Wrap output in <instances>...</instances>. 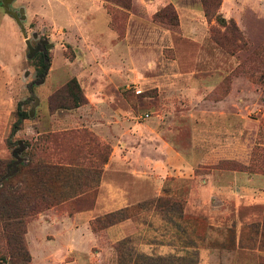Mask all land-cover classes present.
Here are the masks:
<instances>
[{"label": "rangeland", "instance_id": "1", "mask_svg": "<svg viewBox=\"0 0 264 264\" xmlns=\"http://www.w3.org/2000/svg\"><path fill=\"white\" fill-rule=\"evenodd\" d=\"M206 1L216 15L206 16L202 0H0V261L79 263L56 232L68 216L95 206L102 177H112L104 167L115 142L134 151V167L114 170L128 176L123 184L139 165L153 175L174 143L196 166L198 183L214 174L231 184L239 175L264 186V0H222L218 10L219 0ZM26 38L51 46L29 57ZM72 78L87 100L58 107L73 103L59 93ZM18 109L26 117L12 133ZM45 156L52 170L34 176ZM146 179L150 195L140 206L185 210L171 188L157 196ZM138 209L93 223L102 228ZM223 210L236 209L225 201ZM242 212L264 214V204ZM255 239L249 235L246 245ZM97 248L105 250L103 260L79 264L154 263L140 257L131 237H102ZM198 260L192 248L189 256L155 263Z\"/></svg>", "mask_w": 264, "mask_h": 264}, {"label": "crops", "instance_id": "2", "mask_svg": "<svg viewBox=\"0 0 264 264\" xmlns=\"http://www.w3.org/2000/svg\"><path fill=\"white\" fill-rule=\"evenodd\" d=\"M0 65L4 71V66ZM113 144L110 160L104 167V173L111 172L112 177H102L95 206L68 216L61 221L62 227L56 232L60 237L58 245L62 249L73 248L79 253V263L93 262L97 257L103 260L105 250H94L102 237L111 243L131 237L141 251L140 255L149 257L189 256L194 248L199 251L198 264H260L264 256V214H255V217L245 215L242 207H261L264 204L262 184L246 183L239 175L230 184L229 179L214 174L198 183L196 166L187 158V152L174 143H168L163 152L173 165L162 160L156 170H151L153 175L147 174L148 165L146 168L139 165L141 170L131 169L135 174L130 176L133 183L126 180L124 185L122 179L128 176L118 178L114 170L118 166L134 167L128 159L134 151L122 148L116 142ZM146 178L155 182L157 196L171 188L172 196L185 203V210L177 204H173L176 205L173 209L154 206L148 210L140 206L150 195L143 191ZM225 201L234 204L236 210H223ZM136 205L139 209L135 214L130 213L114 223L105 224L102 228L93 223L108 213ZM196 207L203 208V212L197 213ZM249 235L256 238L254 247L246 245ZM45 246L47 244H42ZM79 263L72 261L66 264Z\"/></svg>", "mask_w": 264, "mask_h": 264}, {"label": "trees", "instance_id": "3", "mask_svg": "<svg viewBox=\"0 0 264 264\" xmlns=\"http://www.w3.org/2000/svg\"><path fill=\"white\" fill-rule=\"evenodd\" d=\"M203 1V5L205 7V13L206 16H212V15H216L217 11L215 13H211L210 10V6L207 3L206 0H202ZM222 4V0H219L216 4H215V8H217V10L221 7ZM45 68L48 65L47 63L44 64ZM44 67V66H43ZM59 93H63L64 97L63 99L66 101H72V104H67V103H62V105H59L58 107H64V108H74V107H78L80 105H82L83 103L86 102V97L83 95L82 90H81V86L78 82V80L76 78H72L63 88H61L59 90ZM26 113L24 111H21V109H18V119L17 121L14 123L13 128H12V133L16 132L19 128H20V124L23 121V119L26 117L25 115ZM48 156L45 157H41L39 160V164L36 165V167L34 168V176L39 172H43L44 176L47 174L48 171H51V167H50V161L47 160ZM50 168V169H49ZM119 219H114L108 222V224L110 223H114L116 221H118ZM9 225V223H7V226ZM141 258L145 259V260H150V261H154L153 264H159V263H155V262H159L164 260L166 257H149V256H145V255H140Z\"/></svg>", "mask_w": 264, "mask_h": 264}, {"label": "water", "instance_id": "4", "mask_svg": "<svg viewBox=\"0 0 264 264\" xmlns=\"http://www.w3.org/2000/svg\"><path fill=\"white\" fill-rule=\"evenodd\" d=\"M3 1L5 2V5L8 6V3H9L11 0H3ZM8 12H9V13H14L15 18L17 19L18 23H21L20 18L18 17L17 13L12 12V11H10V10H9ZM22 29H23V31L25 32V28L22 27ZM26 43H27V46H28V49H29V54H28V56H29V57H33L34 54H35V52H37V51L40 50L41 45L38 44L36 47H34V46L32 45V43H31L30 39H28V38H26ZM50 46H51V44L48 45V47H50ZM45 80H46V79H45V76H43L42 80H40L39 83H44ZM32 114H33V113L31 112V115H32ZM0 264H5V263H4L3 261H0Z\"/></svg>", "mask_w": 264, "mask_h": 264}, {"label": "flooded vegetation", "instance_id": "5", "mask_svg": "<svg viewBox=\"0 0 264 264\" xmlns=\"http://www.w3.org/2000/svg\"><path fill=\"white\" fill-rule=\"evenodd\" d=\"M38 44L41 45L40 50L49 45V43H46V41L44 39H41Z\"/></svg>", "mask_w": 264, "mask_h": 264}]
</instances>
